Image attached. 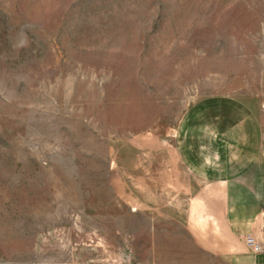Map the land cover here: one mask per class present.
I'll return each instance as SVG.
<instances>
[{
    "label": "rangeland",
    "instance_id": "rangeland-1",
    "mask_svg": "<svg viewBox=\"0 0 264 264\" xmlns=\"http://www.w3.org/2000/svg\"><path fill=\"white\" fill-rule=\"evenodd\" d=\"M211 100L264 151V0H0V264L131 263L198 184L176 131Z\"/></svg>",
    "mask_w": 264,
    "mask_h": 264
},
{
    "label": "crops",
    "instance_id": "crops-1",
    "mask_svg": "<svg viewBox=\"0 0 264 264\" xmlns=\"http://www.w3.org/2000/svg\"><path fill=\"white\" fill-rule=\"evenodd\" d=\"M241 106L211 100L183 115L175 152L198 184L173 217L153 220L154 242H129L132 264H264V251L250 253L241 241L252 234L264 247L262 131ZM173 223L183 238L167 232Z\"/></svg>",
    "mask_w": 264,
    "mask_h": 264
},
{
    "label": "built area",
    "instance_id": "built-area-1",
    "mask_svg": "<svg viewBox=\"0 0 264 264\" xmlns=\"http://www.w3.org/2000/svg\"><path fill=\"white\" fill-rule=\"evenodd\" d=\"M241 241L247 251L253 254H257L264 251V247L256 240V237L252 234L244 235Z\"/></svg>",
    "mask_w": 264,
    "mask_h": 264
}]
</instances>
